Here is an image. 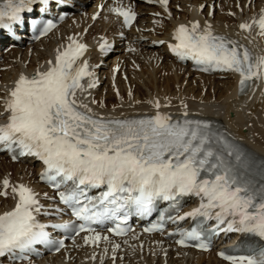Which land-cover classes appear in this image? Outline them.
<instances>
[{"label":"snow or ice","instance_id":"obj_1","mask_svg":"<svg viewBox=\"0 0 264 264\" xmlns=\"http://www.w3.org/2000/svg\"><path fill=\"white\" fill-rule=\"evenodd\" d=\"M146 2L158 4L171 18L169 0ZM73 7H77L76 0L71 4L66 0H0V44L29 30L39 32L37 39L47 35L56 27L55 20L65 18L64 10ZM205 7L199 5L201 11ZM207 7L212 17L214 5ZM236 7L243 11L245 6L237 3ZM104 9V4L97 5L91 18L96 20ZM107 11L122 18L121 28L131 27L137 19L135 9L122 0L108 5ZM228 14L235 16L234 12ZM152 15L159 18L153 23L163 26L162 13ZM254 25L264 37V6L259 8L258 18L254 13L238 29L251 35ZM119 35L124 39L123 31ZM171 36L174 42L168 43V49L178 60H191L201 72L231 73L241 94L253 83L264 81V54L254 53L233 35L216 32L208 19L179 23ZM67 41L54 58L37 64L31 73L19 72L0 97V152L13 161L31 158L38 162L39 180L55 190V196L43 193L44 198L53 202L58 198L64 206L46 208L41 194L29 185L12 182L9 175L0 179V197L14 202L0 212V264L25 260L34 264L32 257L41 254L37 246L59 252L64 241L54 239L48 229L75 236L85 233L82 240L88 246L109 243L115 264L120 243L97 229L126 236L132 231L126 223L129 217L133 213L150 216L161 201L168 211L161 210L144 232L163 233L166 221L179 224L191 218V227L168 233L179 236L178 245L193 242L209 251L214 235L237 233L241 238L235 247L219 251L218 256L229 264H264V156L238 142L212 119L190 114L183 100L184 111L175 117L161 110L170 103L163 105L158 98L148 101L151 114L106 115L95 110L91 105L106 107L94 97L88 99L89 90L99 83L95 75L99 65L82 59L88 45L80 42L79 33L68 36ZM164 43L152 41L153 45ZM112 47L105 41L100 51L107 53ZM127 51L136 49L129 44ZM92 190H97L95 196L89 194ZM192 198L199 201L198 206L181 215L182 202ZM69 212L71 219L54 222ZM211 221L215 223L206 227ZM129 248L135 250L133 245ZM107 255L105 247L103 256ZM95 257L94 252L90 259Z\"/></svg>","mask_w":264,"mask_h":264},{"label":"bare ground","instance_id":"obj_2","mask_svg":"<svg viewBox=\"0 0 264 264\" xmlns=\"http://www.w3.org/2000/svg\"><path fill=\"white\" fill-rule=\"evenodd\" d=\"M78 1L85 5L86 9L83 15H76L73 19L68 20L49 39L32 47H21L12 53L3 55L4 61L0 67L7 66L8 68L0 71V96L5 94V88L17 78L19 72L33 71L37 64H44L56 46L74 33H79V39H84L89 44H95L88 59L97 62L101 61L97 51V47L101 43L105 41L107 43L122 42L118 33H115L118 32L117 27L120 23L114 14L107 11L108 5H113L112 3L106 2L105 9L101 12L99 19L93 21L91 16L95 11V5H87L97 0ZM200 4L206 5L202 11L199 8ZM211 4L215 6V11L209 20L214 30L234 37H243V34L238 31L241 17L246 13L259 12V8L264 6V0H251L250 2L241 0V5L245 6L242 14L237 11L234 0H172L170 5L172 16L166 18L163 15V26L153 23L154 19L159 18L152 14L163 13L160 7L145 8L141 6L138 28L130 31L128 36L125 33L128 44L126 43L124 47L118 46L101 69L102 76L106 78L104 85L100 90L91 91L92 96L97 101H102L106 107L99 108L94 105L92 107L97 111L111 115L130 116L137 113L153 112L152 106L148 103L153 98H158L163 105L170 103L169 107L162 108V110L176 111L180 109L184 111L181 104V100H183L188 105V112L224 122L233 134L264 156V95H262L264 81L256 82L252 91L243 97H238L237 78L234 75L227 74L220 77L193 72L190 67L182 66L168 58L165 44H152L153 40H166L171 33V27L178 19H186L196 13L200 17H206L209 11L207 5ZM176 5L182 7V10L178 11ZM231 11L235 13V16L228 14ZM105 16L109 18L105 20ZM85 29H87L86 32ZM141 36L144 37L143 40L139 39ZM251 40L254 48L262 53L264 37ZM244 41L249 40L245 39ZM10 44L12 43H7L4 47L10 46ZM129 44H132V47L136 49L135 52L124 51ZM117 65L121 66L116 79L119 95L107 79ZM123 74L126 75L128 84L131 86V99L126 81L121 78ZM166 97L168 99H165ZM135 101H139V103H135ZM246 125L250 127H246ZM40 170V168L33 169L29 163H12L7 157L0 155V179L9 175L12 182L26 183L40 193L42 203L47 204L42 200L45 188L37 181ZM13 203L10 197L8 199L0 197V212L13 206ZM139 242H146V244H134V251L129 248L130 244L120 243L121 248L117 250L115 264H226L216 259L214 253L204 254L174 249L173 244L160 236L153 237L150 241L140 238ZM105 247L108 248L106 257L103 256ZM94 252H96L95 249L90 251L87 248H77L71 252V259L68 262L64 260L63 256L57 255L36 264H113L109 243L101 245L95 260L90 259Z\"/></svg>","mask_w":264,"mask_h":264}]
</instances>
